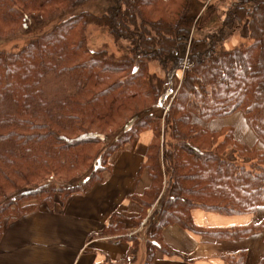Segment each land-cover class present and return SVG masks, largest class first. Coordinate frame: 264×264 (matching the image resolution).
Instances as JSON below:
<instances>
[{
	"label": "trees",
	"instance_id": "1",
	"mask_svg": "<svg viewBox=\"0 0 264 264\" xmlns=\"http://www.w3.org/2000/svg\"><path fill=\"white\" fill-rule=\"evenodd\" d=\"M101 1L0 0V40L60 17L23 45L0 50V240L25 214L103 181L110 157L146 131L153 138L140 175L146 170L151 183L129 196L143 207L132 221L146 226L145 264H154L158 251L175 253L163 238L172 224L217 241L264 231V220L206 230L192 216L195 208L256 214L264 205V0L232 1L217 29L201 37L194 26L214 14V5L201 13L204 0H113L101 13L86 9ZM93 25L129 41L128 50L92 47ZM238 28L251 42L225 48L227 31ZM174 70H183V79L162 115L158 103ZM239 111L263 147L236 139L231 125L204 124ZM232 150L242 162L227 158ZM118 220L114 213L96 236L132 241L136 253L138 233L128 236ZM246 259L242 251L226 263Z\"/></svg>",
	"mask_w": 264,
	"mask_h": 264
},
{
	"label": "crops",
	"instance_id": "2",
	"mask_svg": "<svg viewBox=\"0 0 264 264\" xmlns=\"http://www.w3.org/2000/svg\"><path fill=\"white\" fill-rule=\"evenodd\" d=\"M206 124L212 130L231 125L236 139L263 147L240 111ZM152 138L153 133L146 131L136 142L117 150L110 157L111 171L86 193L66 201L57 197L53 208L44 204L9 224L0 240V264H127L126 260L134 259L132 241L96 235L110 224L114 213L119 215L118 221L126 223L128 236L146 231L145 224L136 228L132 221L140 217L143 207L129 196L151 183L148 172L140 175V170ZM192 216L194 223L206 230L238 227L262 222L264 205L256 214L227 216L195 208ZM163 238L175 253L158 251L154 264H227L226 257L242 251L247 252L245 264H259L264 258V231L245 239L217 241L211 235L172 224L165 228Z\"/></svg>",
	"mask_w": 264,
	"mask_h": 264
},
{
	"label": "rangeland",
	"instance_id": "3",
	"mask_svg": "<svg viewBox=\"0 0 264 264\" xmlns=\"http://www.w3.org/2000/svg\"><path fill=\"white\" fill-rule=\"evenodd\" d=\"M205 1V9L201 11V13L208 14V6L214 5V14L210 16L207 21L203 25H197L194 26L193 35L195 37H201L209 34L210 32H213L217 29V27L221 24L225 17V12L228 10V7L230 4H232V1H239V0H204ZM113 0H102L100 3H94L90 4L86 7V9H89L95 13H101L104 8L111 4ZM235 3V2H234ZM213 13V12H212ZM216 17V19H214ZM60 17L55 18L52 20L47 27L41 30H35V28H32L28 33H22V31L17 34L16 36H13L11 38H8L6 40H0V50H12L13 47L16 44L23 45L25 41H28L32 36L38 35V33L46 31L50 29L55 22H58ZM214 19V20H213ZM228 35L226 40L224 41V47L227 49H231L234 46L240 44L241 42L249 43L251 42L250 38L248 37V32L245 28H238L235 31H227ZM89 40L90 45L92 47H100L103 45H106L110 52H115L116 54H121L122 52H125L128 50L129 41L127 40H115L113 35L109 32L107 28H101L96 26H89ZM220 46V45H218ZM153 70L159 73V75L164 76V71H162L159 67L154 66L152 67ZM184 71L183 70H174L172 71L170 75V83L167 87L164 94L161 96L160 101L158 103L159 112L162 115H164L169 108V104L171 100L173 99V96L175 94V91L178 89L182 79H183ZM241 112V111H240ZM243 114V112H241ZM214 120V119H213ZM212 121V120H211ZM210 121V122H211ZM248 122V121H247ZM209 123V122H208ZM205 126H207L206 123H204ZM208 127V126H207ZM211 129V128H210ZM212 130V129H211ZM235 135V134H234ZM118 136V134H110L108 135V140L105 142V146H109L110 143L113 142V140ZM239 140V139H238ZM227 158L230 160H236L238 162H242V160L232 151L227 153ZM249 163V162H248ZM59 197V196H58ZM159 205L156 206V210L159 209ZM155 211V210H154ZM154 212H152L150 215H153ZM147 236L145 235V232L142 231L139 234V245L137 246V251L134 253V251L131 253V257L134 259L126 260L127 264H145L146 263V256H147Z\"/></svg>",
	"mask_w": 264,
	"mask_h": 264
}]
</instances>
